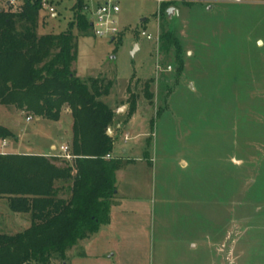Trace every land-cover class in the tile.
<instances>
[{"label": "rangeland", "instance_id": "1", "mask_svg": "<svg viewBox=\"0 0 264 264\" xmlns=\"http://www.w3.org/2000/svg\"><path fill=\"white\" fill-rule=\"evenodd\" d=\"M105 1L87 0L72 69L112 82L107 160L125 166L110 223L51 264H264V0H115L116 30L98 36L92 13ZM75 4L54 0L37 34L66 32ZM72 125L66 107L54 122L0 105L14 136L0 153L58 155ZM30 225L0 199V234Z\"/></svg>", "mask_w": 264, "mask_h": 264}, {"label": "trees", "instance_id": "2", "mask_svg": "<svg viewBox=\"0 0 264 264\" xmlns=\"http://www.w3.org/2000/svg\"><path fill=\"white\" fill-rule=\"evenodd\" d=\"M8 9L0 8V105L54 122L64 107L69 109L75 158L69 163L0 153V199L12 212L31 218L23 232L0 234V264H51L110 223L117 173L125 166L118 158L107 160L114 150L107 135L114 112L102 99L113 85L104 78L83 82L72 69L73 29L90 28L87 0H76L74 20L60 34H37L42 0H23L18 11ZM9 138L13 134L0 126V140ZM59 182L69 185L68 198L59 196Z\"/></svg>", "mask_w": 264, "mask_h": 264}, {"label": "built area", "instance_id": "3", "mask_svg": "<svg viewBox=\"0 0 264 264\" xmlns=\"http://www.w3.org/2000/svg\"><path fill=\"white\" fill-rule=\"evenodd\" d=\"M51 1L54 0H42V9L47 10L52 15H57L55 13V9L52 7ZM158 3H163L166 0H156ZM234 3H241V0H231ZM13 4L11 1L8 3V5ZM88 11V9H87ZM120 9L118 5L116 4L115 0H106L103 4H99L97 10L95 13H92V26L97 30L98 36H103L105 32H114L116 29L114 26V16L119 13ZM143 36H146L148 40H152V37L150 35H147L143 32ZM30 118H27V121H30ZM2 146H6V140L2 142ZM63 161H67L69 163H72L74 161V156L71 153L70 147L63 145L59 149V154L57 156ZM107 158H110L108 156Z\"/></svg>", "mask_w": 264, "mask_h": 264}, {"label": "crops", "instance_id": "4", "mask_svg": "<svg viewBox=\"0 0 264 264\" xmlns=\"http://www.w3.org/2000/svg\"><path fill=\"white\" fill-rule=\"evenodd\" d=\"M232 3H234V2H232ZM54 17H55V15H53ZM62 146H63V144H62ZM51 149L52 150H55L56 148H55V146H52L51 147ZM26 155H34V154H26ZM38 156H44V157H48V158H58L57 156L58 155H47V154H37ZM117 197H118V195H117ZM85 241V240H84Z\"/></svg>", "mask_w": 264, "mask_h": 264}, {"label": "water", "instance_id": "5", "mask_svg": "<svg viewBox=\"0 0 264 264\" xmlns=\"http://www.w3.org/2000/svg\"><path fill=\"white\" fill-rule=\"evenodd\" d=\"M170 12H171V11H169V13H170ZM261 44H262V42H259V45H261ZM119 111H120V110H119ZM119 111H118V112H119ZM107 135H108V136H111V130H110V129L107 131Z\"/></svg>", "mask_w": 264, "mask_h": 264}]
</instances>
